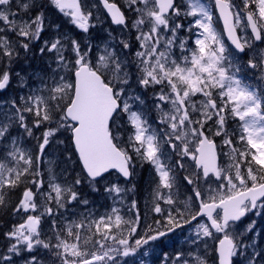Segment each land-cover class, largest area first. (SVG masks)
Listing matches in <instances>:
<instances>
[{"label": "snow or ice", "instance_id": "6c2138e0", "mask_svg": "<svg viewBox=\"0 0 264 264\" xmlns=\"http://www.w3.org/2000/svg\"><path fill=\"white\" fill-rule=\"evenodd\" d=\"M49 2L69 17L78 29L87 32L94 26L90 24L92 10L86 0ZM213 2L223 23L222 31L214 24L213 12L199 0H190L191 10L184 13L176 0H128V10L137 16L131 27L136 29L135 39L141 49L135 54L139 75H130V62H126L115 49L106 46L104 54L93 60L94 46L82 47L79 41L61 32L60 25L49 24L56 35L51 40L41 41L46 19L43 11L28 19L20 14L37 8L35 0L15 4L19 12L13 11V0H0V91L6 90L14 78L21 81V87H27L24 77L13 64L20 60V50L27 55L35 42H41L40 55L47 51L54 56L55 64V68L49 65L52 75L48 80L40 78L42 87L30 91L26 98H18L21 103L16 100L0 102V109L7 107L13 112L12 117L5 114L0 120V141L8 138L6 134L12 124H18L31 135L32 128L27 123L29 115L34 118L32 127L50 126L42 133L35 156L16 147L17 142L12 140L13 148L5 158L12 157L17 166L0 163V190L15 188L22 180H30L37 189L34 192L26 187L18 205L12 209L14 212L35 213L37 198H43L40 214L27 215L23 223L5 234L10 244L8 254L0 255V260L12 264L13 257L24 251L29 253L25 264H42L37 256L32 255L34 248L42 247L52 249L62 264H118L117 257H135L143 246L196 221L197 239L202 237L216 242V255L212 258L215 264H234V257L238 255L246 256L247 264H264V251L246 244L244 233L236 231L238 222L250 212L259 214L264 210V90L245 81L241 75L242 66L233 62L234 53H244L245 48H253L255 42L264 43V0ZM102 4L113 24L128 27L125 14L116 3L102 0ZM185 16L196 17L187 28L191 34L189 39L195 37L191 48L186 47V40L178 37L184 29L180 20ZM145 21L148 31H143ZM237 29H240L239 35ZM6 34L15 35L17 39L9 40ZM225 40L229 41L228 45ZM120 45L122 49L131 47L123 40ZM177 47L181 53L179 62L173 56V49ZM69 50L74 54L71 60L65 55ZM246 67L264 72V54L249 59ZM133 76L143 89L153 85L161 87L156 96L160 103L156 107L160 109L157 122L164 126L163 130H152L146 116L142 118L141 114L131 110L125 97ZM197 94L204 97L199 108L192 100ZM166 105L171 106L169 111H164ZM120 113H128L130 123L135 126L126 140L116 123ZM229 116L241 123L239 141L245 146L243 151L233 146V139L227 133L225 124ZM209 121L215 127L212 135L223 136V145L231 149L225 154L231 163L224 167L218 164L214 139L205 134L211 131L206 128ZM60 132L69 134L72 151L90 182L103 180L110 170H117L122 177L129 178L137 160L153 165L158 183L153 189L151 211L159 214L164 222L156 220L155 227L145 224L140 238L130 242L140 227V212L133 200L129 211L134 210L135 220L123 221L119 211L113 208L112 215L102 216L95 223L100 239L94 242L87 238L81 242L79 232L73 237L76 243L70 245L55 233L56 243L42 241L38 230L41 216H55L66 204L79 200L74 190L81 183L79 178L63 187L53 178L48 185L49 191H43L44 180L39 169L45 148L50 138ZM185 158H190L198 169L194 175L183 178L192 186L189 199L194 202V208L174 199L177 195L174 191L176 169H184L182 161ZM66 159L71 161L72 155ZM211 178L218 188L211 187ZM201 181L207 185L203 192ZM105 191L121 194L127 190L113 184L105 187ZM53 202L55 208L50 206ZM83 203L87 204V201ZM161 204L165 207L162 208ZM0 206H6L3 194H0ZM122 223L128 228L127 235L121 229ZM100 224L104 225L103 231ZM74 226L77 229L85 227L83 224ZM253 229L254 222L244 231L252 232ZM68 234L72 235L71 225ZM168 264H189V260L184 254L177 253ZM193 264H208V259L198 254L193 257Z\"/></svg>", "mask_w": 264, "mask_h": 264}, {"label": "rangeland", "instance_id": "374dc122", "mask_svg": "<svg viewBox=\"0 0 264 264\" xmlns=\"http://www.w3.org/2000/svg\"><path fill=\"white\" fill-rule=\"evenodd\" d=\"M110 1L112 0H109V2ZM208 1L211 3V0ZM22 2H24V0H13V11L19 12V9L15 7V4ZM176 2L181 7L182 13L191 10L189 7L190 0H176ZM199 2L201 3L200 0ZM35 3L38 6L37 8L27 14L22 12L20 14L24 16V19H28L29 16L35 17L39 11H43L46 19L45 31L41 34V41L51 40L56 35L54 30L48 26L49 24L60 25L61 32L67 34L69 38L79 41L82 47L87 44L94 46L91 53L93 60H95L98 56L103 55L104 48L107 46L110 50L115 49L117 54L125 59L126 62H130V67L128 69L130 75H139L138 69L135 66L138 63L135 54L136 52L141 51V49L135 39L137 34L136 29L132 27L127 29L121 25L113 24L110 14L102 4V0H86V3L92 10L93 18L90 20V24L94 25L90 27L87 32H84L73 25L70 18L61 14L54 5L50 4L49 0H35ZM100 3L104 7L105 11L101 7ZM114 3H116L121 10L122 8L125 10V17L127 21L133 22L137 18L135 13L128 10V0H114ZM40 5L43 7H39ZM137 6L143 7L142 5ZM198 15L199 14H197V16ZM195 18L196 17L185 16L180 20V23L184 24V29L178 33V37L181 40H186V47L189 48L193 46V40L195 37L189 39L191 34L187 31V28L189 23ZM143 31H148L147 21H145ZM6 35L9 40L15 41L17 39L15 35ZM122 40L129 43L131 47L129 49H122L120 45V41ZM258 46H260V48H257ZM40 47L41 42L38 41L31 46V51L27 55L20 50V60L18 63L13 64V67L20 72L22 77H24V80L27 82V87H21V81L14 78L10 86L7 88L10 91L0 93V97L6 98L5 101L11 102L12 100H16L18 104L21 103L18 99L19 97L23 96L26 98L30 91L34 90L38 86L42 87L39 83L41 77L48 80V78L52 75L49 70V65L55 68V64L53 63L54 56L47 51L43 56H41L39 52ZM186 54L187 53H185V55ZM260 54H264V43L256 42L254 43L253 48H247V53L242 55V57L237 58L235 63L240 64L242 66L241 68L247 70L251 75L262 79L263 72L260 71L258 73V69L250 70L246 67L249 59H253ZM65 55L69 60H71L74 54L71 50H69L65 52ZM180 55V49L178 47L174 48L173 56L177 62H179ZM60 74L66 75V72H61ZM254 82L259 85L258 82ZM49 83H51L50 80ZM130 84L131 87L127 89V91H129L131 95H127L125 99L128 104L131 105V110L140 114L142 113L141 111L133 110V104L144 107V116L147 118L150 117V121L148 123L151 125L152 130H163L164 126L157 122L160 117V109L156 107V105L160 103L159 100L156 99V96L161 91V87L159 85H153L150 87L151 90L148 88H142V92L139 94L136 90H133L136 85L139 86L135 82V76H133ZM165 91H167V89H165ZM136 97H139L140 99L136 100ZM213 98H216L215 93L213 94ZM203 100L204 97L199 94L193 97V102L198 108ZM217 103L219 104V100H217ZM163 107L164 111H169L171 106L166 105ZM5 114L9 117L13 116L12 110L5 107L0 109V120L4 119ZM33 119L34 118L31 115H29L27 119L28 126L32 128L31 135H28L18 124H12L9 126V131L6 134L8 138L0 141V163L6 164L8 167L17 166L12 157L8 156L5 158L7 152H10L13 148L11 143L12 140L17 142L16 147L35 156L37 153L38 142H40L41 139L40 136H42V133L50 126H40L39 128L32 127ZM5 123H7V121H5ZM116 123L121 128L123 139L126 140L128 135L134 132L135 126L130 123L128 113H120L117 117ZM51 127L55 126L51 125ZM206 128L211 129V131H209L210 134L215 131V127L211 121L208 122ZM225 128L228 135L233 139V146L240 151H243L245 146L239 141L241 123L238 119H233L230 116L227 117ZM68 137V133L61 132L60 134L57 133L54 138H50V143L45 148L44 159L39 170L42 173V178L44 180V192L49 191L48 185L53 181V178L54 182L60 184L61 187L65 184L71 185L74 179L79 178L81 183L74 188V190L78 193L79 200L72 202L71 204H66L65 207L60 208L59 212L56 213L55 216L42 215L45 218L41 220V223L43 222L44 224L42 227L39 226L38 229L40 232V239L42 241L45 243H56L54 238L55 233L56 235H59L60 240L68 243L69 245L74 243V239L72 238L70 241V236L68 234V227L70 225L72 226V235L79 232L81 242H83L85 238L92 242L100 239L95 230V223L102 216L107 217L112 215L113 208L119 211L123 221L135 220L134 210L129 211L133 197H135V193L138 194L135 201L136 207L140 212V227L137 229V233L130 238V242H133L134 239L140 238V235L143 234L142 229L145 224L155 227L154 222L156 220H160L161 223L164 222L159 214H155L151 211V197L153 189L158 183V174L154 170L153 165L146 161L137 160L135 167L138 166L140 171H137L135 176L141 175V178L139 177L133 179V181L129 184V187H127V184H125L124 187L120 186L122 189H126V192L121 194L109 193L107 196L105 193L108 192L105 191V187L116 184L112 181L116 176H105L102 186H98L95 182L88 181L86 174L78 170L79 166L76 164V159L72 158L71 161L66 159L67 156L71 155L70 150L72 149V146L67 141L69 139ZM216 137L219 143L221 167H224L226 163H231L229 156L225 155L230 153L231 149L228 146L223 145V136ZM60 138H64L67 144H63ZM189 140H191V137H189ZM189 147H192L191 143L189 144ZM175 159L176 157L173 156L172 160L175 161ZM182 162L184 163V169H176V186L174 191H177V195L174 196V199H178L180 202L194 208V202L189 199V197L192 196V186L187 184L183 178L185 176L194 175V173L198 172V169L194 167V162L191 161L190 158H185ZM20 163L22 164V162ZM241 170L243 172V166ZM4 175L7 177L8 173L5 172ZM121 179H123L121 176L116 178V180ZM213 180L214 178H211L209 180V184L213 189H216L218 188V184L213 182ZM29 182L30 181L25 182L26 187L28 188L30 185ZM206 186L207 185H205L203 181L200 182L202 192ZM131 188H135L133 194H131ZM95 190V195L87 196L91 191ZM36 191L37 189L34 192ZM16 192V187H6L5 189L0 190V194L3 193L4 195L18 198V202L16 203L18 204L22 195ZM83 201H87V204L83 203ZM39 203H43L42 197L37 198V204ZM41 204L38 205L39 214L43 211V209L39 207ZM50 206L55 208L54 202ZM161 207L163 208L165 205L161 204ZM29 214L30 213H24V216L17 217V222L16 219L13 218L9 227L6 229H4V224L2 223L0 238H2L3 241H0V255L8 254L7 247L9 246L10 241L6 238L5 234L10 232L14 226H18L20 223H23ZM3 215H5V213ZM114 219L115 217H113V221ZM53 221H55V224ZM253 222V231L245 232V228ZM76 224H83L85 227L77 229L74 226ZM121 229L124 231L125 235H127L128 228L123 223L121 224ZM100 230H104L103 224H100ZM236 231L244 233L243 238L246 244L255 245L257 251H264V210H260L259 214L250 212L242 219L241 222H238ZM193 240H196L195 244L193 243ZM109 243H111V241H109ZM215 245V240H209L202 237L197 239L196 221H193L191 226L185 225L183 228L176 229L175 232L169 233L166 237H161L159 240L150 242L148 245L143 246L139 249L135 257L125 258L121 256L117 257V260L118 264H126V262L127 264H168V261L173 260L177 253H181L189 260V264H193V257L198 254L205 256L208 259V264H215V261L212 259L216 254L214 251ZM81 250L83 251L84 249L81 248ZM250 250L251 248L249 251ZM165 254L168 258L167 261L165 260ZM32 255L37 256L41 260L42 264H62V261L57 258L52 249H44L42 247L34 248ZM28 258L29 253L22 251L19 256L13 257L12 264H25ZM0 264H5V262L0 260ZM234 264H247L246 256L238 255L237 257H234Z\"/></svg>", "mask_w": 264, "mask_h": 264}, {"label": "trees", "instance_id": "16d2710c", "mask_svg": "<svg viewBox=\"0 0 264 264\" xmlns=\"http://www.w3.org/2000/svg\"><path fill=\"white\" fill-rule=\"evenodd\" d=\"M235 2L239 3L240 0H235ZM212 11H213V14L215 15L216 21L218 22L219 17L217 16V14H215V11L214 10H212ZM241 72L244 73V74H246L244 71H241ZM10 94H12V93H10ZM41 126H47V124H42ZM70 153L72 155V158L76 159L75 153L72 151V149L70 150ZM76 164H78L77 160H76ZM78 166H79V164H78ZM137 171H140L138 169V166H136L133 169L132 181L135 178H139V177L141 178V175L135 176L136 173H137ZM28 181H30V180H22V182L19 183L18 186L16 187V191H17L16 193H19L20 194L21 191H24L25 188H26L25 182H28ZM132 181H129L127 183L130 184ZM98 186H102V185L101 184H98ZM134 190H135V188H133V191ZM95 194H96V190L95 191H91L87 196H92V195H95ZM135 196L137 197L138 194L135 193ZM4 198H5V204H6V206H0V232L2 230V223L4 224V229H6L7 227H9V224L11 223V221H12V219L14 217L13 215L10 214L11 213V210L16 206V203L18 202V198H15V197H11V196H8V195H4ZM4 213H5V215H3ZM0 236H1V234H0ZM1 240L3 241L2 238H0V241ZM0 245H1V242H0Z\"/></svg>", "mask_w": 264, "mask_h": 264}, {"label": "flooded vegetation", "instance_id": "af4514ba", "mask_svg": "<svg viewBox=\"0 0 264 264\" xmlns=\"http://www.w3.org/2000/svg\"><path fill=\"white\" fill-rule=\"evenodd\" d=\"M110 2H114V0H112V1H110ZM100 5H101V3H100ZM101 7L103 8V10H104V7L101 5ZM122 10H123V12L125 13V10L122 8ZM105 11V10H104ZM106 13V12H105ZM107 15V14H106ZM125 16H126V13H125ZM108 17V16H107ZM129 22V25H128V27H127V29H130V27H131V23L132 22H130V21H128ZM133 90H136V92H140V91H142V88L140 87V86H137L136 85V87H134L133 88ZM4 91H10V90H8V89H6V90H3V91H1L0 93H2V92H4ZM127 93L128 94H131L129 91H127ZM192 100H193V97H192ZM209 133V134H208ZM206 132V134L209 136V137H212V138H217L216 136H213L212 134H210V132Z\"/></svg>", "mask_w": 264, "mask_h": 264}, {"label": "water", "instance_id": "95a60500", "mask_svg": "<svg viewBox=\"0 0 264 264\" xmlns=\"http://www.w3.org/2000/svg\"><path fill=\"white\" fill-rule=\"evenodd\" d=\"M245 50H246V48H245ZM217 153H218V151H217ZM218 156H219V155H218ZM218 164H219V160H218ZM110 171H111V170H110ZM126 179H128V180H129V179H130V177H129V178H126Z\"/></svg>", "mask_w": 264, "mask_h": 264}, {"label": "bare ground", "instance_id": "6f19581e", "mask_svg": "<svg viewBox=\"0 0 264 264\" xmlns=\"http://www.w3.org/2000/svg\"><path fill=\"white\" fill-rule=\"evenodd\" d=\"M213 12V11H212ZM215 14H216V12H215ZM122 177V176H121ZM123 179H124V177H122ZM132 181V180H131ZM14 218V217H13Z\"/></svg>", "mask_w": 264, "mask_h": 264}]
</instances>
